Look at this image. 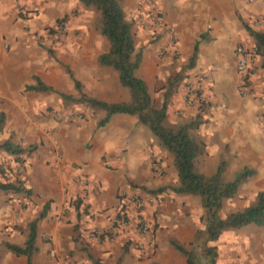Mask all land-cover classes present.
<instances>
[{"label":"crops","instance_id":"crops-1","mask_svg":"<svg viewBox=\"0 0 264 264\" xmlns=\"http://www.w3.org/2000/svg\"><path fill=\"white\" fill-rule=\"evenodd\" d=\"M155 2L160 25L154 36L153 29L148 28L150 8L142 0H122L126 17L133 23L135 47L142 49L137 74L145 81L153 103L159 106L166 101L167 123L171 125L201 113L203 122L193 130L205 144L196 159L199 172L213 174L221 158L226 161L225 180H231L244 167L254 170L234 196L223 201L219 210L223 218L249 206L258 192H264L262 56L251 57L245 94L237 91L241 76L236 69L237 46L248 48L252 44L245 25L264 29L263 24L257 27L252 23L264 22V0ZM18 3L19 9L36 10L25 19L11 0H0V111L5 114L0 133L7 130L4 140L22 147L29 144L15 141L18 128L9 123L10 116L35 108L31 103L29 107L24 98L41 93L58 95L27 90V85L35 83V76L58 92L77 96L65 66L74 71L72 75L82 87L86 84L83 77L91 78L90 96L106 102L128 100V89L120 85L117 72L97 62L98 55L108 51L109 43L94 29L97 13L93 7L78 0ZM73 9L76 14L69 16L72 30L56 48L61 62L57 64L49 58L55 56L37 41V33L43 26L55 25L58 17ZM195 43L196 56L189 67ZM176 73L180 79L169 84L173 79L170 76ZM197 77L202 78L204 102L194 108L185 105L182 97L186 83ZM98 111L94 131H84L83 139L76 140L70 130L53 121L58 142H43L23 154L19 177L31 194L0 190V264H27L26 256L15 255L1 244H23L27 222L37 217L46 204L45 215L37 221L38 252L32 256V264H94V260L102 264H189L171 240L189 251L196 264L203 263V237L198 238L197 230L204 231L206 215L197 194L169 190L158 194L156 203L142 211L151 226L148 235L139 233L131 222L113 235L105 232L99 240L88 238L94 228L108 229L122 206L117 195L120 188L134 187L143 193L144 188L178 182L172 154L159 145L145 125L133 127L130 115L115 114L106 125L97 127L104 116L102 110ZM1 152L8 157L6 167L15 169L12 155ZM78 174L85 178L84 185L76 181ZM7 176L13 181L11 174ZM209 244L217 247L216 264H264V224L224 230Z\"/></svg>","mask_w":264,"mask_h":264},{"label":"trees","instance_id":"trees-1","mask_svg":"<svg viewBox=\"0 0 264 264\" xmlns=\"http://www.w3.org/2000/svg\"><path fill=\"white\" fill-rule=\"evenodd\" d=\"M78 1L86 7H93L97 12L94 21L95 29L109 43L108 51L99 54L97 62L100 66L110 67L117 72L120 85L128 89L129 99L120 102H106L87 95L83 91L82 83L73 77L67 66L65 69L73 82L77 96L58 92L36 76L34 77L35 83L27 85L26 89L38 92H55L67 104L81 103L92 110H102L104 116L97 121V127L106 125L115 114L136 116L137 122L145 125L156 137L159 145L172 154L178 176V182L175 185H165L151 190L144 188V191L157 195L169 190L174 193L197 194L200 197V203L206 215V225L204 231H198V235L203 232L205 235L201 250L204 262L198 264H216L217 247L209 243L215 242L224 230L240 228L247 224L257 226L264 224V192H258L254 202L242 210L231 212L223 218L219 216L223 201L233 197L238 186L247 181L254 174V170L244 167L235 173L231 180H225L226 161L221 158L213 174L205 175L199 172L196 159L203 152L205 144L193 134V130L203 122L201 113L188 121L171 125L167 123L166 101L164 100L159 106L153 104L145 81L136 73L143 54L141 48L135 47L133 23L126 17L122 8V0ZM245 28L256 47L255 54L262 56V67L264 68V30H255L248 25H245ZM196 49L197 43H195L193 53L189 58V67L193 66ZM48 52L53 55L52 50L48 49ZM179 79L180 75H177L169 80V84L172 85ZM4 123L5 114L0 111V132ZM31 150V147H22L11 142L10 139L0 143V151L12 155L17 163L16 167L22 166L23 154L29 153ZM6 169L13 170L0 165V190L30 195L31 190L25 187L19 175H16L13 181L5 178ZM47 209L48 204L37 217L27 222L26 239L23 244L4 242L1 247L15 255L26 256L27 264H32L31 258L38 252L36 245L37 221L45 215ZM170 243L177 251L187 256L189 264H196L191 258V253L182 245L175 240H171ZM93 263L102 264L97 260H94Z\"/></svg>","mask_w":264,"mask_h":264},{"label":"rangeland","instance_id":"rangeland-1","mask_svg":"<svg viewBox=\"0 0 264 264\" xmlns=\"http://www.w3.org/2000/svg\"><path fill=\"white\" fill-rule=\"evenodd\" d=\"M12 4L18 8L19 16L22 18H27L29 15L35 11L36 9H30L27 7V9H19V3L18 0H11ZM97 13V12H96ZM29 14V15H28ZM69 14V15H68ZM68 14H63L62 16L58 17L57 22L64 18L65 16H68V23H67V29L66 33L62 38L55 39L52 36L53 28L56 26H43L41 30L37 33V41L39 44L46 50L47 48L53 51L54 58L49 57L53 61L57 62V64L61 63L60 60L56 56V48L61 42H63L66 38H68V35L70 34L72 28L70 27V15H75V10H70ZM25 15V16H24ZM97 16V14H96ZM96 18V17H95ZM95 21V19H94ZM253 25L259 26L256 24V22H252ZM94 26V22H93ZM159 25H151V29H153L151 32L156 35L155 28ZM260 27V26H259ZM253 28V27H252ZM95 29V26H94ZM255 29V28H253ZM262 29V28H261ZM257 30V29H255ZM264 30V29H263ZM97 32V30L95 29ZM98 33V32H97ZM74 35V34H73ZM171 38V37H170ZM253 43V41H252ZM6 48V47H5ZM39 57V56H37ZM103 67V66H102ZM110 68V67H108ZM72 73H74L73 70H71ZM182 71H179V74ZM137 73V72H136ZM179 74H173L171 77H175ZM138 75V74H137ZM139 76V75H138ZM75 77V74H74ZM76 78V77H75ZM86 79V84L83 85L84 92L87 95L92 94V80L88 75L83 77ZM86 86V88H85ZM86 89V90H85ZM24 96V95H23ZM129 99V98H128ZM26 102V104H29V107L31 104L35 107L34 109L30 108L28 110L27 108L21 110L19 114L10 116V125L11 127H14L17 130V136L15 138V141L17 142H29L28 145L25 147H32L35 146L34 150L38 148L39 146L43 145V142L52 140L53 142H58V136L55 131L52 129H55V127L52 126L53 121L58 122V124L64 126L67 130H70L72 132L71 134H74V137L76 140L83 139L85 137V133L94 131V122L100 117V112L98 109L90 110L86 109L83 105L79 104H68L65 105L62 100L58 97V95L54 93H41V94H34L33 96L29 97L28 99L24 98L23 100ZM127 101V100H126ZM31 103V104H30ZM154 104V103H153ZM155 105V104H154ZM131 116V121L133 124V127L139 124L137 122V117L134 115ZM21 130V133L19 134V131ZM29 130V131H28ZM135 130V128L132 129V132ZM85 131V133H84ZM7 130L0 133V142H2L6 138ZM15 136V134L13 135ZM7 155L2 153L0 151V163L4 168H7ZM10 157V161H11ZM14 159V158H13ZM14 170V171H13ZM10 171L5 170V178L8 179L9 174L12 175L13 179H15L16 175H21L23 172L22 166H17L15 169ZM1 177V176H0ZM172 185V184H169ZM163 186V185H162ZM165 186V185H164ZM161 187V186H158ZM157 188V187H155ZM152 188V189H155ZM151 190V189H149ZM197 230V235H198ZM203 237V240L201 241V248L203 247V241H204V234L200 233L198 235V238ZM1 250V249H0Z\"/></svg>","mask_w":264,"mask_h":264},{"label":"built area","instance_id":"built-area-1","mask_svg":"<svg viewBox=\"0 0 264 264\" xmlns=\"http://www.w3.org/2000/svg\"><path fill=\"white\" fill-rule=\"evenodd\" d=\"M143 4H146L150 8L148 15V28L151 29V25H160L159 9L155 0H142ZM68 16L61 18L56 26L53 28L52 36L55 39L62 38L67 29ZM257 25L264 22L257 21ZM172 38V36H170ZM256 47L252 43L248 48L244 46H237L236 53L238 55L237 73L241 76L240 83L237 85V91L239 94H245L247 91L246 85L248 81V74L251 70V57L255 54ZM182 100L185 105L189 107H200L204 102V86L202 84V78L197 77L193 81H188L185 85L184 94ZM60 159V157H59ZM160 175V174H159ZM76 181L80 185L85 184V178L78 174ZM117 195L121 201L120 210L111 218L109 227L107 230L103 228H94L88 233L90 240H99L105 232L107 234L116 233L118 228L125 227L129 223H133L136 230L143 235H148L151 230L150 223L142 214L145 206L153 205L156 203L158 194L141 193L139 189L134 187L120 188ZM105 230V231H104ZM148 233V234H147ZM143 246V245H142Z\"/></svg>","mask_w":264,"mask_h":264}]
</instances>
